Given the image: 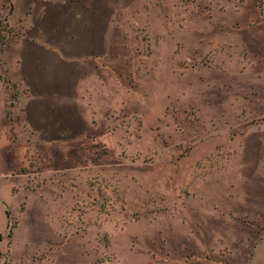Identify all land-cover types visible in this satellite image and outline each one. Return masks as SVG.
Wrapping results in <instances>:
<instances>
[{"label": "rangeland", "instance_id": "374dc122", "mask_svg": "<svg viewBox=\"0 0 264 264\" xmlns=\"http://www.w3.org/2000/svg\"><path fill=\"white\" fill-rule=\"evenodd\" d=\"M232 1L110 0L108 104L0 182V264H264L263 0ZM205 38L230 56L200 54ZM200 193L221 196L214 216Z\"/></svg>", "mask_w": 264, "mask_h": 264}, {"label": "crops", "instance_id": "0c3cea01", "mask_svg": "<svg viewBox=\"0 0 264 264\" xmlns=\"http://www.w3.org/2000/svg\"><path fill=\"white\" fill-rule=\"evenodd\" d=\"M243 1L253 10L256 0ZM117 10L110 0L13 1L6 22L18 34L0 51V182L18 183L14 177L28 165V154L50 157L85 137L79 133L91 118L94 100L108 104L110 26ZM241 15H235L230 26L236 27ZM205 39L200 54L212 59L230 56L229 42L211 45V39ZM210 64L201 70L218 68V62ZM19 178L21 183L23 175ZM196 195L205 202L197 207L202 216L220 210V195ZM6 211L0 226L1 254L8 244Z\"/></svg>", "mask_w": 264, "mask_h": 264}, {"label": "trees", "instance_id": "16d2710c", "mask_svg": "<svg viewBox=\"0 0 264 264\" xmlns=\"http://www.w3.org/2000/svg\"><path fill=\"white\" fill-rule=\"evenodd\" d=\"M6 216L9 218V212L8 211H6ZM0 238H1V236H0Z\"/></svg>", "mask_w": 264, "mask_h": 264}]
</instances>
